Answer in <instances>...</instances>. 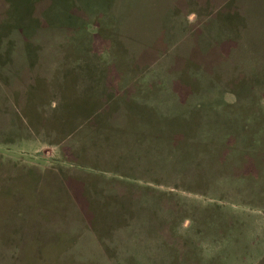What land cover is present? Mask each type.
Returning a JSON list of instances; mask_svg holds the SVG:
<instances>
[{
    "label": "rangeland",
    "instance_id": "1",
    "mask_svg": "<svg viewBox=\"0 0 264 264\" xmlns=\"http://www.w3.org/2000/svg\"><path fill=\"white\" fill-rule=\"evenodd\" d=\"M82 1L0 6V264H264V0L208 52L196 3L171 46L186 0Z\"/></svg>",
    "mask_w": 264,
    "mask_h": 264
},
{
    "label": "crops",
    "instance_id": "2",
    "mask_svg": "<svg viewBox=\"0 0 264 264\" xmlns=\"http://www.w3.org/2000/svg\"><path fill=\"white\" fill-rule=\"evenodd\" d=\"M63 1L66 4V0ZM68 1L70 5H64V3L57 0L59 8L68 6L72 8L73 6L78 7L80 4L81 6L83 4L82 0ZM238 1L239 0H186V4L190 8L186 16L183 13L174 14L172 12H168V14L164 16V26L167 25L165 27L166 42L168 43L170 40V45L175 46L178 38L183 36V34H181L183 25L186 27L190 21L194 20L196 17V12L191 10V7L195 6V3L198 6V14L200 15L198 24L201 31L198 36L199 44L204 52H208L212 47L219 46L226 41L236 40L239 35L247 36L248 31L253 30L252 18L254 12L248 9L245 0L240 3ZM0 2V6L6 8V10H2V13L7 12L8 14L30 15L33 11L32 7L26 5L29 0H0ZM38 13H40V11ZM55 13L62 14V12ZM35 14H37V12H35Z\"/></svg>",
    "mask_w": 264,
    "mask_h": 264
}]
</instances>
